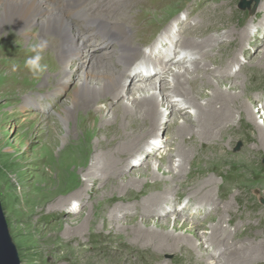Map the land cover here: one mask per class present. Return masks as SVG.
I'll list each match as a JSON object with an SVG mask.
<instances>
[{
    "label": "bare ground",
    "instance_id": "6f19581e",
    "mask_svg": "<svg viewBox=\"0 0 264 264\" xmlns=\"http://www.w3.org/2000/svg\"><path fill=\"white\" fill-rule=\"evenodd\" d=\"M127 5L128 0H0V26L4 27V30L8 28L12 33H21L34 42L51 37L53 58L61 67V71L56 74V85H68L75 76L78 78L77 85L68 97L66 109L82 111L78 124L82 138L72 142V138L69 137L72 135V130L65 138L70 140L71 147L84 148L88 157L81 165L80 179H76L75 186L60 195L58 199L60 201H51L48 209L60 208V205L66 201L70 206L79 205L84 201L85 195H96V193L100 195V190L103 189L105 192L103 191L101 197L104 198L106 195V204H97L102 210L98 209L92 219L93 223L100 220L108 228V233L105 235L102 232L94 234L99 239L109 238L115 229L119 232L123 230L127 222H121L118 218L121 215H128L130 210L134 209L136 212L139 210L141 215H152L157 219L141 220L143 227L133 222L128 225L131 226L128 228L131 231L126 235H130L133 242V246L129 249L142 248L143 251L151 250L156 255L165 251L184 252L188 258L191 257L190 253L197 252L203 245L209 243L208 247H213V252L221 255L217 258L218 261H211L212 256L207 251L205 254L198 253L200 256L194 259L193 264H245L256 255L264 253L263 245H255L251 242L240 245L239 241L232 238L235 232L232 231L227 235L226 228L221 227L224 221L220 220L206 228V234L201 232L200 225L192 224L188 228L185 224H179L176 217H183L186 207L176 210L170 196L176 193V186L179 189L194 188L187 200L193 199L198 205L196 209L205 206L210 207L214 213H219L222 208L225 211L230 208L229 204L220 207V203L215 204L213 201L211 195L215 186L213 179H205L198 175L191 181H185L184 174L189 176L191 173L190 169H186L185 164L193 167L196 158L198 161L207 160L210 154L214 153L213 147L217 146L227 130L232 128L235 120L255 127L258 131L259 143L264 146V125H258L250 107L257 99L246 103V79L241 80L240 75L230 71L240 66L233 52L227 53L220 60L216 58L219 61H214L212 56L209 57V62H215L218 66L213 69L207 66V58L203 60L202 56L212 53L215 48L220 50L222 47L213 46V42L217 41L215 36L204 38L203 28L194 33L203 37L201 41H188L186 35L184 37L178 33L169 35L166 30L164 34L166 40L163 44L167 43V46L159 48V43L154 44L155 47L152 43L146 45L150 47L147 55L141 49L138 51L136 39L131 31L133 21L129 20L128 11L125 13L122 11ZM190 29L194 30L195 27L189 26L185 31ZM234 35L238 37L239 33L225 31L220 38ZM54 36H57L59 41H56ZM180 36L182 42L178 51L184 53L185 62L178 61L175 57L171 58L172 53H169V47L174 46L175 40ZM93 41H96L95 45H92ZM53 42H56L54 46ZM241 42L242 46L243 41ZM183 45L186 47L195 45L197 50L205 51L200 56L199 51H188L182 48ZM241 49L240 47L239 51ZM151 58L153 64L150 62ZM196 58L197 61L199 59L198 62L194 61ZM257 59L259 63L254 65V68L263 69L264 52L260 53ZM135 61L138 64L133 75L139 80L138 88L130 87L131 81L125 78L127 69L136 64ZM175 65L180 67L174 68ZM220 66L226 71L224 74H221L223 72ZM237 71L241 74L244 70L239 67ZM200 72H203L200 81L210 92L203 96L204 103H199L194 97L199 90L197 80ZM209 76L219 78L222 82H212ZM164 82L167 84L164 85ZM223 85H229V88L222 89ZM130 91L131 97L125 102L124 95ZM174 97L178 99L174 101L172 99ZM81 100L87 101L79 104ZM108 103H116L115 109L109 113V117L102 115L101 121L98 122L90 113L94 111L105 113L106 107L112 105ZM100 104H105V107L102 108ZM163 104L167 105L168 115L165 116L163 111H160ZM187 109L191 110L193 115L183 117ZM262 109L264 111V103ZM61 118L66 121L68 119L67 116ZM89 120L94 122L92 127L87 125ZM161 120H165V123L162 124ZM162 127L169 129V139L173 143L166 142L167 145H164L162 141H158ZM48 129H50L49 136L43 141L47 156L54 154L58 139L63 138L56 124H50ZM163 146L166 147L163 155L161 153L159 160L152 162L150 157ZM171 156L177 158L176 163L170 158ZM139 165L141 166L138 169ZM154 170L160 172L163 177L155 178ZM127 172L131 173L127 176ZM133 173H139L145 180L139 185L137 193L133 191L138 187L137 182L132 179ZM125 175L126 178L122 179L121 177ZM119 177L121 179H118ZM127 177L130 179L127 180ZM89 187L90 191H88ZM116 192L118 196L115 195ZM214 197L217 198L216 201L219 200L217 195ZM112 201H118L119 205L110 208L107 204ZM77 211L80 212L75 209V212ZM164 214L173 217L172 229L185 230V235L174 236L167 233L166 229L171 220H166L167 218L160 220L166 217ZM193 214L196 215L197 212ZM83 224L80 223L76 229L82 230ZM200 234L205 235L202 237ZM186 236L199 237V244H194L193 238L188 239L189 237ZM60 257L62 260L66 259V253ZM73 258L70 264H126L127 262L126 256L119 257L115 253L108 258L107 256L98 258L82 255L81 252L75 254Z\"/></svg>",
    "mask_w": 264,
    "mask_h": 264
},
{
    "label": "rangeland",
    "instance_id": "374dc122",
    "mask_svg": "<svg viewBox=\"0 0 264 264\" xmlns=\"http://www.w3.org/2000/svg\"><path fill=\"white\" fill-rule=\"evenodd\" d=\"M242 1L249 5L241 9L239 4ZM122 11L123 13L129 12V20L133 21L132 24H134L131 31L136 39V47L138 51L139 49L144 51L145 55L150 51V47H147L149 44L153 43L155 47L154 44L159 43V48L168 45L167 43L163 44L166 40L164 38L166 37V35L164 36L166 30L169 35L173 33H178L183 37L186 35L188 41L193 42L203 40V37H199L197 33L194 34L202 28L205 32L204 38L215 36L217 41L213 42V46H219L222 49L217 50L215 48V51L206 53L204 56H202V52L205 50H197L195 45L191 47L183 45L182 48L188 51H199L203 60L207 58V66L211 69L218 65L215 62H209V57L212 56L214 61H219L227 53L236 54L239 67H242L245 72L242 71L241 74H238L237 69L239 67L230 71L240 75L241 80L246 79V103L252 99L255 101L257 99V103L250 105L251 111L256 117L258 125H264V111L262 109L264 103V67L263 69L254 68V65L259 63L257 57L264 52V0H128V5ZM178 22L180 24L177 25ZM189 26L192 28L194 26L195 29L185 31ZM225 31H236L239 36L220 38ZM181 36L175 40L174 46L169 47V53H172L171 58L179 53L178 48L182 42ZM57 38L54 36V39L59 41ZM46 39H49L48 48L43 54L42 63L48 65V71L39 78H34L23 66L24 59L31 55L29 46L34 41L24 37L21 33H12L8 28L4 30V27L0 26V204L10 238L18 254L19 264H70V261L74 260L75 254H81V252L82 255L87 254L98 258L100 256L104 258L107 256L108 258L112 256V253H115L119 257L126 256V264H193L196 257L209 251L207 253L212 256L211 261H218L217 258L221 255L213 252L214 248H209V243L203 245L197 252L190 253L191 257L188 258L184 252L165 251L156 255L151 250L129 249L133 246V242L131 236L126 235L127 232L131 231L128 229L131 226L128 225L133 222V224L143 227L141 220L153 221L157 219L152 215H141L139 210L136 212L134 209H131L128 215H121L118 218L121 222H127V226L125 225L120 231L121 233L115 229L111 233L112 235L110 234L111 240L106 237L99 239L96 236L97 233L102 232L105 235L108 233V228L100 220L93 223L92 219L97 210L101 208L97 204H106V195L104 198L101 197L105 192L103 189L100 190V195L99 193L85 195L84 201L79 205L70 206L66 201L60 205V208L48 209L51 201H60L58 200L60 195L65 194L75 186L76 179H80L81 165L85 163L88 155L82 147H71V142L67 138L70 130H72V135L69 137L72 138V142L82 138V132L78 126L79 115L82 111L66 109L69 102L68 97L77 85L78 78L75 76L68 85H56V74L61 71V67L53 58L54 50L50 43L51 37ZM241 41H243L242 46ZM55 44L56 42L52 43L53 46ZM240 47L242 48L241 51H239ZM56 52L58 51L56 50ZM153 58L150 59L152 64ZM194 61L198 62L199 59L197 61L196 58ZM137 64L138 62L128 68L125 75V78L131 81L130 87L132 88H138L139 84V80L133 75L136 72ZM13 65L17 66L16 71L11 70ZM177 67L180 66L175 65L174 68ZM220 69L223 72L221 74L226 72L222 66ZM202 73L200 72L197 80L199 81V90L194 95L199 103H204L203 96L210 93L200 81ZM205 73L208 75L207 71ZM192 78L194 79V76ZM209 78L211 81L213 80L212 82L221 81L219 78L211 76ZM44 83H47L48 86ZM225 83L227 82L225 81ZM166 84L167 82H164V85ZM221 88H229V85H223ZM131 93V91L125 93V102L131 97ZM172 99L176 101L178 98ZM86 101L81 100L79 104ZM105 104H100V106L104 108ZM108 104L112 105L106 107L105 113L94 111L90 114L94 115L100 122L102 115L109 117V113L116 107V103ZM166 109V104L160 107L164 116L168 115ZM191 115H193L192 111L187 109L182 116L190 117ZM65 116L68 117L67 121L61 118ZM161 122L164 124L165 120H161ZM50 124L58 126L63 138L58 139V146L54 154L47 156L43 141L49 136ZM93 124L92 120L87 123L90 127ZM65 136L67 137L65 138ZM169 137V129L162 127L159 131V140H157L167 145L173 143ZM165 149L164 146L160 147L150 157V160L152 162L158 161ZM213 149L214 153L210 154L207 160L198 161L196 158L194 162L198 164L194 163L193 167L185 164L186 169H190L191 173L189 176L184 174L183 178L185 181H191L200 175L205 179H213L215 182L211 194L213 201L215 204L220 203V207L229 204L230 208L226 211L222 208L219 213H214L210 207L205 206L202 209H196L198 208L197 203H194L193 199L187 200L194 188L179 189L176 186V193L170 196L173 199H171L172 204L176 210H182L186 207L184 216L176 217V220L179 224L187 225L188 228L192 224L200 225L201 232H205V234L206 228L210 227L211 224H215L219 220L224 221L221 226L222 229L226 228L227 235L232 231L235 232L232 238L239 241L240 245L251 242L255 245H263L264 248V146L259 143L258 131L246 122L242 123L235 120L232 128L227 130V133ZM170 158L176 163L177 158L174 156ZM140 166L137 168L139 169ZM162 170L167 172L165 169ZM130 173L127 172L126 175L128 176ZM126 175L121 178H126ZM131 175L133 181L138 184V187L133 190L137 193L140 188L139 185L145 181L144 176L139 175V173ZM154 177L160 179L163 176L154 170ZM88 191H90V187ZM115 195L118 196L119 194L116 192ZM214 195L218 196V201ZM107 205L112 208L119 203L112 201ZM75 209L80 212H75ZM101 210L102 208L99 211ZM194 212H197L198 215H194ZM163 219L171 220L166 229V231L168 230L167 233L174 236L185 235V230L174 231L172 229L173 217L167 215L165 218H160V220ZM80 223H84V228L77 230L76 228ZM205 234H200V236L204 237ZM188 237L186 236V238ZM68 238L69 242L67 241ZM188 239H192L196 245L199 244V237H189ZM64 253H66V259L62 260L60 256H63ZM245 264H264V253L259 256L256 255Z\"/></svg>",
    "mask_w": 264,
    "mask_h": 264
},
{
    "label": "clouds",
    "instance_id": "9594fccd",
    "mask_svg": "<svg viewBox=\"0 0 264 264\" xmlns=\"http://www.w3.org/2000/svg\"><path fill=\"white\" fill-rule=\"evenodd\" d=\"M48 48V40L40 39L29 46L31 55L27 56L23 61V66L31 77L39 78L48 71V65L42 63L44 59V52ZM17 66L13 65L11 70L16 71Z\"/></svg>",
    "mask_w": 264,
    "mask_h": 264
},
{
    "label": "water",
    "instance_id": "95a60500",
    "mask_svg": "<svg viewBox=\"0 0 264 264\" xmlns=\"http://www.w3.org/2000/svg\"><path fill=\"white\" fill-rule=\"evenodd\" d=\"M249 4L240 2L239 7L243 9ZM0 264H19L18 254L9 235L7 223L0 204Z\"/></svg>",
    "mask_w": 264,
    "mask_h": 264
}]
</instances>
